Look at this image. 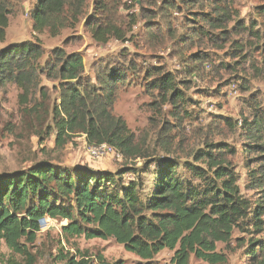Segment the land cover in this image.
I'll list each match as a JSON object with an SVG mask.
<instances>
[{"label": "rangeland", "instance_id": "374dc122", "mask_svg": "<svg viewBox=\"0 0 264 264\" xmlns=\"http://www.w3.org/2000/svg\"><path fill=\"white\" fill-rule=\"evenodd\" d=\"M66 1L61 22L52 21L55 29L46 26L36 31L31 12L38 0H0L6 16V26L0 29V50L30 43L41 54L30 61L37 72L25 83L0 78V173L24 171L40 162L69 171L89 168L114 173L121 168H146L145 162L163 157L193 164L211 176L208 164L196 163L192 157L209 149L207 144L224 143L234 152L224 155L239 175L240 193L264 206V186L255 189L249 176L250 170L260 167L254 162L255 155L243 151L252 142L246 139L245 121H255L258 114L264 117V0L219 1L226 8V20L215 29L191 15L197 10L204 17L212 14L210 5L197 6L196 0L186 4L179 0ZM104 21L126 32L125 39L110 36L106 42L96 41L93 26ZM56 51L79 54L84 76L95 86L97 74L113 65L133 64L125 82L115 87L110 111L124 121L133 135L132 146L141 155L124 156L111 145L100 143L107 152L94 157L87 147L95 143H89L80 131L56 140L60 120L54 107L59 103L60 86L46 72ZM196 53L203 58L194 61L191 55ZM167 73L185 99L177 107L172 102L162 104L160 91L152 87L155 78ZM260 137L264 144V128ZM149 164L153 169L154 164ZM178 168L183 169L181 165ZM139 175L149 186L152 175ZM131 179L136 175L126 173L122 181ZM260 218L264 223V209ZM66 224L63 219H43L29 249L33 264H63L59 257L66 252L91 258L100 254L110 263L138 261L111 238L66 240L61 229ZM248 228L236 230L228 244L216 243L215 251L225 258L218 264H253L245 251L247 240L264 242V226L261 232ZM173 253L164 249L153 262L174 264ZM10 255L5 242L0 241V264H6ZM188 264L211 263L191 254Z\"/></svg>", "mask_w": 264, "mask_h": 264}, {"label": "trees", "instance_id": "16d2710c", "mask_svg": "<svg viewBox=\"0 0 264 264\" xmlns=\"http://www.w3.org/2000/svg\"><path fill=\"white\" fill-rule=\"evenodd\" d=\"M196 1L197 6L210 5L212 14L204 17L197 10L191 15L214 29L220 28L226 20V8L219 2L223 0ZM66 2L38 0L31 12L34 29L40 31L46 26L55 29L52 21L61 22ZM80 3L82 0H78ZM78 11L77 7L75 15ZM104 22L93 26L96 41L106 42L110 36L125 39L126 32ZM4 26L6 16L0 2V29ZM40 56L37 47L30 43L0 50V78L25 83L37 72L30 61ZM191 56L194 61L203 58L199 53ZM52 57L46 72L60 86L59 103L54 107L55 117L60 120L56 140L68 132L80 131L89 143H107L124 156L141 155L132 146L133 135L124 121L110 111L115 87L125 82L133 64L113 65L97 74L95 86L84 76L79 54L56 51ZM152 87L160 91L158 97L162 104L172 102L177 107L185 101L168 73L155 78ZM243 127L246 139L252 141L243 151L249 156L255 155L254 162L260 167L249 171L250 185L261 189L264 144H260V133L264 117L258 114L255 121H245ZM207 146L209 149L197 151L192 158L196 163L205 161L211 176L193 164H179L163 157L145 162L146 168H121L114 173L94 172L89 168L69 171L49 162L37 163L24 171L0 173V241L5 242L11 253L6 264L34 263L29 249L40 231V220L46 217L67 221L61 228L66 240L79 236L114 239L138 258L135 264H155L154 257L164 249L174 251L171 258L174 264H188L191 254L211 264L224 262V256L215 251L216 243L228 244L236 230L244 232L250 227L263 231L260 217L264 206L240 193L239 175L224 155L234 153L233 150H228L229 146L224 143ZM150 162L154 164L153 169L148 168ZM178 165L183 167L182 171ZM126 173L136 175V179L124 183ZM139 173L152 175L149 186ZM247 245L245 251L253 264H264V242L248 239ZM258 253L263 257L258 258ZM59 258L63 264H91L93 260L98 264H122L121 261L107 262L100 254L91 258L66 252Z\"/></svg>", "mask_w": 264, "mask_h": 264}, {"label": "built area", "instance_id": "2783aa9c", "mask_svg": "<svg viewBox=\"0 0 264 264\" xmlns=\"http://www.w3.org/2000/svg\"><path fill=\"white\" fill-rule=\"evenodd\" d=\"M104 147L107 149V147L103 144H93V145H88L87 150L90 153V155L94 157H99L107 152V150H105ZM41 222L43 221H40V224ZM91 264H98V262L96 260H93Z\"/></svg>", "mask_w": 264, "mask_h": 264}, {"label": "water", "instance_id": "95a60500", "mask_svg": "<svg viewBox=\"0 0 264 264\" xmlns=\"http://www.w3.org/2000/svg\"><path fill=\"white\" fill-rule=\"evenodd\" d=\"M41 221H43V219H41Z\"/></svg>", "mask_w": 264, "mask_h": 264}]
</instances>
